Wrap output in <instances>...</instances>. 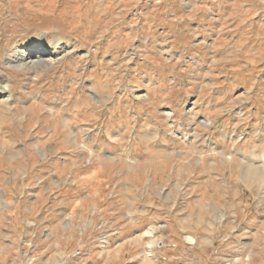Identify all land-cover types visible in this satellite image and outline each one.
<instances>
[{"label": "rangeland", "instance_id": "obj_1", "mask_svg": "<svg viewBox=\"0 0 264 264\" xmlns=\"http://www.w3.org/2000/svg\"><path fill=\"white\" fill-rule=\"evenodd\" d=\"M3 84L0 264H264V0H0Z\"/></svg>", "mask_w": 264, "mask_h": 264}, {"label": "bare ground", "instance_id": "obj_2", "mask_svg": "<svg viewBox=\"0 0 264 264\" xmlns=\"http://www.w3.org/2000/svg\"><path fill=\"white\" fill-rule=\"evenodd\" d=\"M45 52H47V51H45ZM33 56H34V54H31V53H27L25 55H21V54L14 53V54H12L10 56V63H14L16 66H20V67H25V68H28V69H32V68H34L36 66V63H37V60H38L37 59L35 61V59L34 60L31 59ZM43 63L44 62H41L40 64L42 66H44ZM0 90L2 92L3 91H6L7 90V84H3V86L0 87ZM2 92H0V96H1ZM2 102H3V106H6V105L8 106V104H9V98H3V100L1 101V103ZM1 103H0V105H2ZM3 115L0 113V127H1V125L7 124V122H8V119L4 118ZM71 139H73V138H71ZM254 177H255V179L257 181H262L264 179V172L263 171L262 172L260 171L257 174H255Z\"/></svg>", "mask_w": 264, "mask_h": 264}, {"label": "crops", "instance_id": "obj_3", "mask_svg": "<svg viewBox=\"0 0 264 264\" xmlns=\"http://www.w3.org/2000/svg\"><path fill=\"white\" fill-rule=\"evenodd\" d=\"M3 202H6L7 207L9 206L8 208H12L13 210L18 209L21 206L19 205V202L16 200L14 192L10 190H8L7 192H5V190H2V194H0V204L2 205ZM16 212L18 213L19 210Z\"/></svg>", "mask_w": 264, "mask_h": 264}]
</instances>
